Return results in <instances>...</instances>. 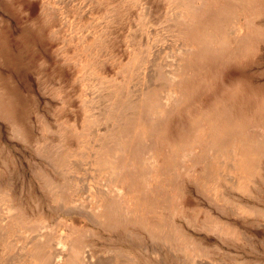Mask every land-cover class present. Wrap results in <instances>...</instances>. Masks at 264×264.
<instances>
[{
  "label": "rangeland",
  "instance_id": "obj_1",
  "mask_svg": "<svg viewBox=\"0 0 264 264\" xmlns=\"http://www.w3.org/2000/svg\"><path fill=\"white\" fill-rule=\"evenodd\" d=\"M191 1L0 0V264H264L263 39L168 81ZM240 75L261 95L214 126Z\"/></svg>",
  "mask_w": 264,
  "mask_h": 264
},
{
  "label": "bare ground",
  "instance_id": "obj_2",
  "mask_svg": "<svg viewBox=\"0 0 264 264\" xmlns=\"http://www.w3.org/2000/svg\"><path fill=\"white\" fill-rule=\"evenodd\" d=\"M201 1L203 2L207 0ZM212 1L215 2V0H208L204 6H195V2L191 1V5L188 9L189 12L185 15V17H183V15L181 17L179 13H176L174 15V19H181L183 24L185 23L186 28H184L183 35L195 44L196 50L194 49V51H190L187 45H185V48L183 47L180 49L179 54L182 55L183 53H186L187 55V53L190 52V60L188 61V65H186L185 67L183 63L176 64L169 70L165 71L164 76L168 81H174L177 76L179 77L180 72L183 68L190 69L192 72L198 71L199 67L202 66L203 62L214 59L220 53L232 51L234 53L239 54V57H242V55H247L249 50H252L253 45L260 42L258 41L260 40L259 38H262L263 41L261 42L264 43V20L262 23L258 22V20L264 14V0H230L221 8L218 14H216L210 9L209 6H211L212 3L207 5L209 2ZM232 14L234 17H236V15L239 17L241 16L243 22L242 35H236V23H234V21L231 23H226L228 18ZM237 21H239L238 17L236 18V22ZM225 28L227 30V37H229L230 39H224L222 32ZM229 42H231V45L229 44ZM247 79L246 76H238V79H234L232 81V84H230L231 86L228 87L224 92V95L226 97H224L225 101L223 109H225V102H228V110L220 114H216L213 109L208 110L206 112L204 117L210 118L214 126L215 121H225L224 119L239 121L240 118L248 116L250 105H252L253 102L256 101V98L261 95V93L256 86L257 84L254 85L253 82ZM183 81L185 82L186 80ZM161 101L163 106L171 105L175 101V96L173 95V93L165 92L161 97ZM228 125H222L226 130L225 133H231V131L235 134L239 133L240 129H236L237 131L233 129L235 126L234 123ZM214 126H212V128ZM214 135H216V132H213L212 137H214ZM213 145L215 146V144H210L209 148L210 146L214 147ZM111 191L115 193L114 188H112ZM112 212V209H110L109 207H105L103 215H112ZM98 221L100 224L103 223L106 227H110L113 225L110 220L106 219V216H104L103 221H101L100 218H98ZM123 229L127 230L125 227H123ZM146 234L149 238H154V235L151 232L147 231ZM56 247L58 248V251H56V253L52 257H50V261L48 262V264H51L52 262V264L95 263L93 262V257L91 254L87 256V251L84 252L86 257L82 256V254H84L82 252V261H79L77 258L78 255L76 253L71 252L69 246H64L62 243L58 242L56 243ZM124 251L125 250H123V252ZM119 256L124 257V255H122L119 250H112L110 257L111 261L109 262V264H118L117 262Z\"/></svg>",
  "mask_w": 264,
  "mask_h": 264
}]
</instances>
